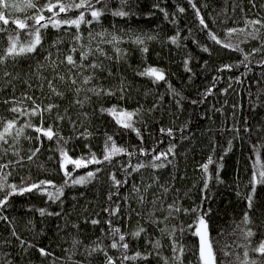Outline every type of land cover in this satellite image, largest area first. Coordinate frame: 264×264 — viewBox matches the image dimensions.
Instances as JSON below:
<instances>
[{
    "label": "trees",
    "instance_id": "16d2710c",
    "mask_svg": "<svg viewBox=\"0 0 264 264\" xmlns=\"http://www.w3.org/2000/svg\"><path fill=\"white\" fill-rule=\"evenodd\" d=\"M14 2L16 8L5 10L10 23L0 24V28L5 29L0 31V54L9 46V36L13 33H19L16 38L21 43L35 39L27 30L17 29L12 20H28L31 24L34 21L29 17L38 14L51 17L52 13L45 5L68 0ZM8 3L11 4L9 0ZM28 3L34 7L28 8ZM193 3L218 39L238 45L243 51H233L212 41L188 0H102L95 7L102 9L104 14L99 23L81 24L79 42L73 38L77 32L75 27L65 25L57 30L50 24L40 29L41 43L36 53L17 57L15 64L9 59L0 67V121L6 123L14 119L17 127H23L29 118L13 113L10 111L13 105L3 102L13 95L11 86L5 84L4 70L20 73L23 79L26 74L36 72L38 61L47 65L55 59L56 72L67 74L69 66L60 61L73 46L80 49L83 45L84 51H90L85 63L96 62L103 66L95 71L96 78L91 84L84 87L97 86L114 93L95 96L81 91L77 95L70 82L56 79V87L63 96H55L46 84L42 90L36 89L38 81L33 75L34 91L31 94L39 98L37 103L58 105L52 113H43V128L51 126L63 139L54 136L49 140L42 135L36 139L40 134L31 127L24 128L18 139L8 137L9 143L0 146V163L10 165L4 170L10 173L7 177L10 184L51 181L55 187L47 186V192L55 193L59 188L63 194L55 202L47 194L36 191L10 197L8 205L0 209V214L8 218L7 221L0 220V264H104L103 252L87 256L85 249L95 246L107 251L116 264H164L161 257L167 258L170 264H200L199 240L194 232L204 213H207L204 219L208 237L214 242L217 264H240L238 257L243 260L245 248L239 245L245 241L238 226H241L246 211L251 220L246 227L254 233L249 238L248 248H256L264 242V184L256 186L251 210L245 199L251 192L254 165L264 167V106H257L264 102V65L258 63L264 59V49L249 55L244 61L247 68L240 63L252 49L262 48L264 28L256 25L255 28L260 29L259 36L252 39L247 33L253 26L246 27V21L264 19V0H193ZM157 4L168 13L167 18L154 7ZM180 7L185 9L183 13L178 11ZM118 10L130 14L113 16L112 12ZM80 11L83 9L60 13L59 18H75ZM85 18L92 19L87 12ZM228 29H244V32L228 36ZM99 32L116 35L120 41L114 48L112 44L101 43L99 36L98 40L94 37L89 40L88 34L96 36ZM174 36L177 37L176 44L171 42ZM138 37L142 44L134 42ZM57 39L61 43L53 46ZM145 47L147 52L142 50ZM98 48L103 49L104 55ZM116 48L120 49L119 53ZM203 48L209 51L205 52ZM71 54L79 60V51ZM186 60L190 72L185 71ZM224 65L233 68L218 71ZM149 68L161 70L165 79L154 83V76L138 75ZM91 71L89 69L83 75ZM40 74L47 79L55 75L50 67L41 69ZM237 77L241 83L236 82ZM22 79L14 81L16 97L27 88ZM79 79L82 80V76ZM209 88L212 94L205 96ZM77 99L85 101L83 107L75 103ZM28 104L30 102L25 106ZM113 106L136 113L132 118L133 126L140 131L142 140L136 132L121 127L114 118L116 114L101 111ZM56 113L64 119L57 120ZM31 122L40 127L41 117H31ZM245 127L249 131H245ZM161 129H171L172 135L162 133ZM2 130L3 124H0ZM83 133H87L86 138ZM108 137L112 139L108 140ZM106 142L109 149L115 142L116 146L134 155L121 153L114 156L111 163L88 164L79 169L65 161L68 170L75 169L72 178L101 169L91 182L73 185L60 168V148L63 147L72 159L84 158L86 161L94 153L103 160ZM172 145H175L174 152L163 161L164 168L144 167L135 172L128 168L129 164L138 166L152 162V156L167 153ZM37 148L39 151L29 160ZM141 148L151 155H140ZM209 157L213 160L211 164H208ZM204 164H208L207 172ZM112 174L127 182L117 188L110 179ZM205 181L208 184L206 190ZM177 207L179 212L175 211ZM117 208L116 214L110 215V211ZM41 209L46 213L43 216ZM92 219L100 223L93 225ZM112 228H119L125 235V242L129 243L126 255L139 252L148 259L122 261L124 250L110 246L118 241V235H112ZM140 228L145 231L134 238L131 233ZM13 229L26 241L23 247L12 236ZM160 229H166L163 235ZM156 240L161 245L159 256L152 247ZM74 241L79 243L74 245ZM173 243L184 248L179 262L172 260ZM29 244L32 247H28ZM41 248L50 255L42 256L38 250ZM225 251L230 255L225 256ZM249 258L257 264L264 260V256L255 251H249Z\"/></svg>",
    "mask_w": 264,
    "mask_h": 264
},
{
    "label": "snow or ice",
    "instance_id": "6c2138e0",
    "mask_svg": "<svg viewBox=\"0 0 264 264\" xmlns=\"http://www.w3.org/2000/svg\"><path fill=\"white\" fill-rule=\"evenodd\" d=\"M102 0H79V2H75V0H68V2L65 3H48L45 5V8L48 12L52 13L51 17H45L42 14L35 15L33 17H29L28 19L34 21V23H28V20H21V19H15L12 20L11 23H14L17 29L20 30H27L29 36H35V39L28 40L25 43H21L16 37L19 36V33H13L12 35L9 36V46L6 48V50L3 52V54H0V67H3L6 65L7 61L11 59L13 61V64L16 62V58L20 56H29L30 54L36 53L37 52V47L41 43V36H40V29L41 28H47L50 24L53 28H56L59 30L61 26H68L69 28L75 27L77 32L74 35V40L76 42H79L81 37L79 34L80 26L81 24H91L93 22L99 23L100 17L104 14L102 9H97L95 7L96 4H100ZM188 3L192 6V8L195 10L196 17L199 19V24L202 26L203 30H207L209 38L214 41L216 44L221 45V47L224 48H229L230 50L233 51H243L242 49H239L238 45H232L231 43H225L224 41L218 39V37L212 33L210 29H208V25L205 22L204 18L201 16L199 8H197L196 4L193 3V0H188ZM10 7H16L14 4H9L8 0H0V24L2 25H8L10 23L9 19L6 17V11ZM28 8L34 7L33 4L28 3L27 4ZM106 7V3H105ZM154 7L159 8V5H154ZM58 8V11H54V9ZM78 9H83V11L79 12V15L75 18H69L65 16L64 18H59L60 13H67L72 10H78ZM160 11L164 12L165 17H168V13L164 11L163 8H159ZM39 11V10H38ZM180 13H183L185 9L183 7H180L178 9ZM90 14L91 20H87L85 18V13ZM130 13L126 12L124 10H118V11H113L112 15L113 16H119V17H125L128 16ZM253 26V30L249 33H247L248 36H250L252 39H257L259 36V31L260 29L255 28L256 25H259L260 28H264V19L260 20H250L246 21V27L247 26ZM0 31H5V29L0 28ZM235 32H244V29H228L227 30V35L231 36ZM96 36L100 37V42L101 43H108L112 44L113 47H116V44L119 43L120 37L116 35H112L106 32H99L96 33ZM110 36V39L107 37ZM137 44H142L143 41L138 37L135 41ZM171 42L173 44L177 43V37H172ZM61 43L60 39H57L53 46L58 45ZM262 48H254L252 49V52L250 54L244 55V60L241 61V64H244V67L247 68L248 65L244 63V61H247L249 59V55H254L256 53H259L264 49V41H261ZM83 45H81L80 49H77L75 46H73L70 50L69 54H66L64 57V60L60 61V63H66L68 67V72L67 74H60L59 72H56L57 69V60L52 59L50 62L45 65L43 62H37V67H36V72L34 74H26V76L22 79L20 73H10L7 70L3 71V78L5 79V84L11 86L13 90V95L11 99H6L3 102L4 103H11L13 107L10 109L13 113H18L20 116H26L29 119L25 122L23 127H17V121L16 120H9L6 123L3 121H0V124H3V130L0 131V146L2 144H7L9 143L8 137H12L13 140L18 139L24 132V128H33L34 131H36L38 134L36 139H39L40 136L47 137V139L52 140L54 136L58 137L59 139H63L62 137H59L58 132H54L52 127L49 126L47 129L43 128V113H52L53 109L57 108L58 105L55 103H48L47 105H43V103H37V100L39 99L38 97L34 96L31 94L32 91H34V85H33V75L35 76V79L38 81V83L35 84L36 89L42 90L45 87V84L47 85L48 89L50 90V93L55 96H63V93L60 92L55 84V80L59 79L61 82L64 83H71V85L75 86L74 91L77 93V95L81 91L85 92H90L95 96H100V95H113V91L111 90H105L103 88H99L97 86H91L85 88L84 86L90 85L91 82L96 78L95 76V71L98 69H102V64L96 63V62H89L85 63L89 59L90 51H84L83 50ZM101 55H104L103 49L98 48L97 49ZM144 52H147V48L142 49ZM79 51L80 56L79 60L74 59V56L71 53H75ZM117 53L120 52L119 48H116ZM203 51L208 52V48H203ZM51 56V53L49 54ZM48 59V58H46ZM260 65H264V59L260 60L258 62ZM238 66V65H237ZM46 67L52 68L53 72L55 75L51 79H47L43 75L40 74L41 69H45ZM233 68L232 65H224L221 69H218V71H223V70H229L231 71ZM89 69L92 71L89 72L87 75H83L84 72H88ZM185 71H191L190 68H188V61H185ZM251 71V69H249ZM111 75V73H109ZM138 75H148V76H154V83L160 80H164V74L161 70L156 69V68H149L145 72L138 73ZM244 75V74H242ZM82 76V80L79 78ZM22 82L27 85V88L24 92L21 93L20 97L15 96V89H16V84L14 81L21 80ZM237 83H241L242 81L239 79V77L236 78ZM225 92L227 89L224 90ZM212 94V89L209 88L207 92L205 93V96L211 95ZM50 98V97H49ZM121 98H123V89H121ZM87 99V97H85ZM26 102H30L27 106H25ZM85 101L77 99L75 101L76 104H79L81 107H83ZM193 103H196V101H193ZM257 106H264V102H260L257 104ZM102 112H108L110 115H114V118L117 119V123L126 129H131L132 131L136 132L137 136L141 138L142 140V135L138 129H136L133 126V116L136 115L134 112H127L124 110H118L115 106H113L110 109H101ZM34 116H40L41 117V126L36 127L32 124L31 122V117ZM120 117V118H117ZM56 119L57 120H62L64 117L60 115L59 113H56ZM245 131H249L247 127L244 129ZM162 133H166L167 135L171 136L172 131L171 129H161ZM82 135L87 137V133H83ZM111 137H108V140H111ZM67 143V141H64ZM231 147V141L229 142V148ZM175 145H172L168 148V152H159L156 155L152 156V162L148 164L140 163L138 166H133L131 164L128 165V168H131L133 172L139 171L140 168L144 167H149L152 169H162L166 165L163 161L168 160V154H172L174 152ZM5 151H7L5 149ZM39 151V149H35V151L32 152V155L28 157L29 160L32 159L33 156L36 155V153ZM154 151V150H153ZM121 153H126L129 156L134 155V153H128L126 149H123L121 147H118L115 145V142L112 143V147L109 149L107 142L105 143V154L103 156V160H100L96 157V155L93 153L91 155L90 159H87L86 161L84 158L81 159H72L68 157V153L63 149V147L60 148V154H61V163H60V168L62 171H64L65 176L68 179H71V183L73 185L77 184H85L91 182V179L95 178L97 173L101 171V169L97 168L95 171H88L86 175L80 176L78 178H72V172L75 171V169H79L80 167H87L88 164H101L105 161L111 163L112 158L116 155H119ZM140 155H151L150 152H147L145 149L141 148L139 150ZM226 154V153H225ZM65 161L67 163H72L75 165V169L73 170H68L65 166ZM156 161H160V163H155ZM213 163V160L211 157H209L208 164ZM208 164H204L203 168L205 172H207L208 169ZM9 164H3L0 163V192L3 193V196L0 197V209L5 208V206L8 205L10 197L13 195H23L25 193H31L33 191L42 193V194H47L49 199L55 200L59 199V196L63 194L62 189L57 188L55 193L52 192H47V186L51 185L52 187H55V185L52 184L51 181H39L33 182L29 185H15V184H10L8 183L7 177L10 175L9 172L4 171L5 169L9 168ZM127 171V169H125ZM130 175V173H129ZM218 178V174H217ZM68 179L65 180V184L68 183ZM111 181L113 182V185L116 186L117 188L122 186L124 183L127 181H121L117 179L115 174H112L110 176ZM251 184V192L245 197L247 200L248 204V209L251 210L254 207V197L256 193V186L258 184H264V167H259L257 168L256 165H254V170L253 174L250 180ZM208 187L207 181H205L204 184V189L206 190ZM10 189V190H9ZM138 191V189H137ZM165 192L168 191L167 188L164 189ZM170 208L173 206H169ZM119 209L117 208L116 211H110V215H115L116 212ZM175 211L179 212L180 209L177 207L175 208ZM187 211V210H185ZM193 211H196V209H193ZM45 210L41 209L40 210V215L43 216L45 215ZM48 215H59V213H47ZM172 213L169 212V216H171ZM207 215V213H204L199 217V226L196 227V230L194 232V235L198 236L199 238V259H200V264H217L216 261V253L214 252L213 249V241H211L208 237V232H207V222L204 219V216ZM7 217L0 214V220L7 221ZM167 219V217H165ZM162 222V221H161ZM251 222L249 212L246 211L243 216V220L241 222V226H238L240 228L241 236L245 243L243 245H239L245 248L244 251V258L243 260H240L238 257L237 259L240 261V264H257V261L254 259L249 258V251H255L259 253L261 256H264V242H261L260 245L256 248L249 249L248 248V241L249 238H251L254 233L250 228H247L246 226ZM91 223L93 225L99 224L100 221L97 219H92ZM109 224L111 223L110 221L108 222ZM144 228H140L139 230L131 233V235L134 238H138L142 232H144ZM166 229H160L161 234L163 235L165 233ZM113 237L118 235V241H114L110 246L112 249H123L124 253H122V261L123 260H136V259H143L147 260L148 256L147 255H142L141 253L137 252L133 256H128L125 253L127 252L129 248V243L125 242V235L121 234V230L119 228H112L111 229ZM12 236L16 237L17 240H19V243L21 247H23L26 243L23 239L19 237V235L16 233V231L13 229L12 231ZM169 236H171V233H168ZM74 245L79 243L78 241L73 242ZM160 241L156 240L155 243L152 245L153 249L157 250L156 255L159 256V248H160ZM28 247H32V245H28ZM40 254L42 256H47L50 255V253L46 252L45 249L41 248L38 249ZM87 256H92L94 253H100L103 252V255L105 257V262L104 264H116L114 258L110 255H108L107 251L104 249L100 248L99 246H95L92 248H86L85 249ZM172 252L174 253V256L172 257L173 261L179 262L180 257L183 255L184 248L183 247H177L175 243L172 245ZM225 256H229L230 253L228 251L224 252ZM161 259L164 260V264H170L169 260L167 258L161 257ZM259 264H264V260L260 261Z\"/></svg>",
    "mask_w": 264,
    "mask_h": 264
},
{
    "label": "rangeland",
    "instance_id": "374dc122",
    "mask_svg": "<svg viewBox=\"0 0 264 264\" xmlns=\"http://www.w3.org/2000/svg\"><path fill=\"white\" fill-rule=\"evenodd\" d=\"M14 1H17V2H19V1H26V2H28L29 0H9V2H10L11 4L16 5V3H15ZM13 8H16V7H13ZM93 34H94V33H90V34H88L89 40L92 39V37H94V39H97V40H98V38H100V37L97 38V36H94ZM198 226H199V223H198L197 225H195V230H196V227H198ZM197 237H198V236H197ZM198 240H199V238H198ZM199 244H200V242H199Z\"/></svg>",
    "mask_w": 264,
    "mask_h": 264
}]
</instances>
